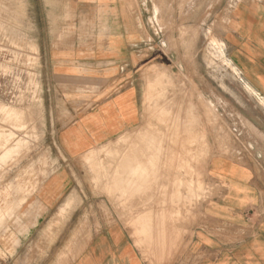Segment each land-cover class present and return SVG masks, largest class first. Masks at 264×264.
<instances>
[{"label":"rangeland","instance_id":"374dc122","mask_svg":"<svg viewBox=\"0 0 264 264\" xmlns=\"http://www.w3.org/2000/svg\"><path fill=\"white\" fill-rule=\"evenodd\" d=\"M238 1L130 0L131 65L149 69L142 124L72 159L56 143L66 82L51 75L49 48L105 24L76 16L72 0H0V264H75L109 226L146 264H191L210 157L252 161L264 182V98L224 40Z\"/></svg>","mask_w":264,"mask_h":264},{"label":"crops","instance_id":"0c3cea01","mask_svg":"<svg viewBox=\"0 0 264 264\" xmlns=\"http://www.w3.org/2000/svg\"><path fill=\"white\" fill-rule=\"evenodd\" d=\"M129 2L72 0L76 16L97 17L91 20L106 29L83 42L54 40L49 48V71L66 82L56 143L72 159L111 146L142 124L146 79L140 76L149 69L131 65L130 45L140 31ZM224 40L235 68L264 98V0L236 2ZM206 170L210 195L191 239V264H264V182L255 164L214 153ZM52 177L50 187H58L63 174ZM75 264L146 262L124 227L109 226L92 234Z\"/></svg>","mask_w":264,"mask_h":264},{"label":"bare ground","instance_id":"6f19581e","mask_svg":"<svg viewBox=\"0 0 264 264\" xmlns=\"http://www.w3.org/2000/svg\"><path fill=\"white\" fill-rule=\"evenodd\" d=\"M136 152V151H135ZM144 153V152H143ZM136 155V154H135ZM145 155H146V153L144 154V157H145ZM141 156H143V154L141 155ZM131 157H132V155H131ZM127 159V158H126ZM137 159V158H136ZM139 160H140V158H139ZM138 160V161H139ZM145 163V162H144ZM116 175V174H115Z\"/></svg>","mask_w":264,"mask_h":264}]
</instances>
